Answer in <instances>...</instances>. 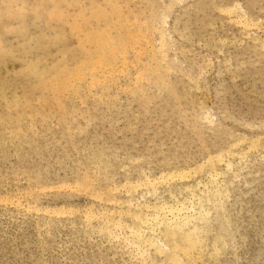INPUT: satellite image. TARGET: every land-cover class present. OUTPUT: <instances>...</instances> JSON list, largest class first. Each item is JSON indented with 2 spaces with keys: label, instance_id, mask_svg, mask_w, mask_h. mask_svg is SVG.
<instances>
[{
  "label": "rangeland",
  "instance_id": "rangeland-1",
  "mask_svg": "<svg viewBox=\"0 0 264 264\" xmlns=\"http://www.w3.org/2000/svg\"><path fill=\"white\" fill-rule=\"evenodd\" d=\"M255 39L264 0H0V264H174L133 247L127 200L228 151L235 189L194 264H264Z\"/></svg>",
  "mask_w": 264,
  "mask_h": 264
},
{
  "label": "bare ground",
  "instance_id": "bare-ground-1",
  "mask_svg": "<svg viewBox=\"0 0 264 264\" xmlns=\"http://www.w3.org/2000/svg\"><path fill=\"white\" fill-rule=\"evenodd\" d=\"M223 12H225V11H223ZM245 18H246V16H244L243 20ZM255 23H253V24H255ZM249 25L250 24H248V22L244 21L243 29L248 31L249 30L248 29ZM251 29H253V27ZM138 30H140V29H138ZM253 41L257 42L258 47H259L258 49L264 55V40H262L261 42H258V40L255 39ZM27 61H29V60H27ZM236 142L237 141H235V143ZM245 142L246 141L244 140L243 144ZM258 142H260V141H258ZM236 145H238V144H236ZM254 145L255 144L252 142L251 146H249L248 149L257 148ZM232 147H235V145L234 146L232 145ZM236 147H238V146H236ZM246 147H247V145H246ZM240 150H243V149L241 148ZM247 152H251V151L249 150ZM223 155H224V153H223ZM227 155H226V159H222L223 158L222 156H220L221 158L219 156H218L219 158L217 157L218 158V160H217L218 163L222 164L224 166V171L223 172H220V171L212 169L213 165L210 164L211 163L210 161H212V160L207 158L206 159L207 161L206 160H205L206 162L204 161L205 162L204 165L207 166V167H211V168H207V172L205 171L206 174L204 175V177L202 179H200V180H197L192 185H189L186 182H188L189 179L192 178V176L195 177L196 173L201 172L200 169L202 168V166L191 170V172L188 171V174H185V173L182 174V172H179L175 176H173L172 174L170 176H168L167 180L171 181L172 184L174 183L173 180H177L178 183L180 184L181 188L180 187H179L180 189H176L175 188L176 191H171V190L166 191L167 193H166L165 196L163 194H159L158 193V188H157V190L152 188L153 185H155V183H153V180L147 179V181H146L147 184L152 186V187H150L152 189L147 192V194H148V196L150 198V199L149 198L148 199L151 200V202L145 203L144 202L145 199L142 198V200L144 199L143 202H142V200H139V201L136 200V202H134L132 204L129 201L130 199L127 200L129 202V203H127V206L129 208L132 207L134 209V213L132 212L133 215L131 217H132V219L134 221L133 223H136L137 226L136 227H133V225L131 227L127 226L126 228L128 229V232H125V233L127 235L131 236V238L133 240V245H134L133 247L140 254H142L143 256H145L147 258H151L152 254H155V256H159L160 258H162L161 260H163L164 262H167V263L168 262H172L174 264H186L185 260H187L189 262V264H194L195 261L198 258H200L201 255H203L202 251L204 252V250H201V248H202L201 247L202 240H203L204 237H207L212 232L210 230V227H209L207 222H210L211 220H213L212 219L213 217H214V219L218 218L220 212L223 211L224 206L227 205V203H228L229 192L231 190H233V188L235 186L233 184L232 180L225 179V177H227L225 175L232 171V166L233 165L231 164V160L230 159L235 160V158H238V154L235 155V153L228 151ZM242 155H244V154L242 153ZM244 158H245V160H247L246 157H244ZM238 160H239L238 164H241L242 159L238 158ZM245 164L248 165V163H246V162H245ZM205 168L206 167H204V169ZM237 171H236V173H237ZM238 174H239V172H238ZM163 176H164V174H163ZM198 177H199V175H198ZM146 178H147V176H146ZM193 179L194 178H192V180ZM235 180H236V178H235ZM190 181H189V183H190ZM158 182H160L159 179H158ZM162 182H163V180H162ZM156 185H155V187H156ZM158 185H159V183H158ZM230 193H232V192H230ZM237 200H239V199H237ZM211 212H213L214 214L212 213L213 214L212 215ZM124 215H123V217H124ZM120 217H122V216H120ZM121 219H123V218H121ZM121 219H120V221H121ZM211 223H213V222H211ZM120 226L121 225L117 224L116 227L120 228ZM140 226H142V228H140ZM118 230H120V229H118ZM221 233H219V234H221ZM222 234H224V233H222ZM216 238H219V236H216ZM118 239H120V237ZM224 239H225V237H224ZM219 240H221V239H219ZM219 240L218 239L216 240L215 238H211L209 241H212V243H215L214 247H216V244L218 242L222 243V241H219ZM135 245H142L144 247V249H141V248L139 249V246H135ZM150 252H152V254Z\"/></svg>",
  "mask_w": 264,
  "mask_h": 264
}]
</instances>
